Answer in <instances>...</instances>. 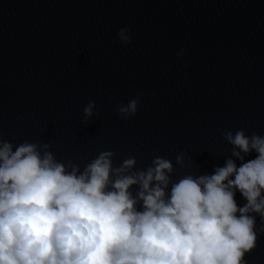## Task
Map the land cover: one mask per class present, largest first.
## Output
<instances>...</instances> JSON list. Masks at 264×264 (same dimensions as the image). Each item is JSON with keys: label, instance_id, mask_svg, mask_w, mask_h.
<instances>
[{"label": "water", "instance_id": "95a60500", "mask_svg": "<svg viewBox=\"0 0 264 264\" xmlns=\"http://www.w3.org/2000/svg\"><path fill=\"white\" fill-rule=\"evenodd\" d=\"M121 28L131 43L120 42ZM132 99L137 114L120 119ZM237 130L264 136V0H0L4 140L49 143L81 170L102 151L115 153L114 167L134 157L135 170L159 156L176 182L227 159L239 166L223 138ZM256 221L247 264H264Z\"/></svg>", "mask_w": 264, "mask_h": 264}, {"label": "clouds", "instance_id": "9594fccd", "mask_svg": "<svg viewBox=\"0 0 264 264\" xmlns=\"http://www.w3.org/2000/svg\"><path fill=\"white\" fill-rule=\"evenodd\" d=\"M117 35L131 43L129 29ZM139 105H119L120 119ZM95 107L84 108L85 122ZM223 138L239 166L227 159L212 174L173 182L174 166L163 157L135 170L134 157L114 167L115 153L102 151L81 170L57 160L49 143L0 137V264H247L256 215L264 233V136L237 130ZM184 155L176 156L180 167Z\"/></svg>", "mask_w": 264, "mask_h": 264}]
</instances>
